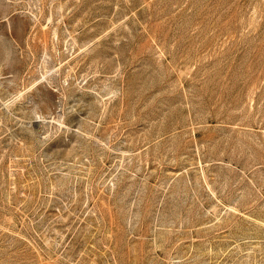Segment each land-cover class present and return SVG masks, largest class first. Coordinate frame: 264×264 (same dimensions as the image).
<instances>
[{
  "label": "rangeland",
  "instance_id": "rangeland-1",
  "mask_svg": "<svg viewBox=\"0 0 264 264\" xmlns=\"http://www.w3.org/2000/svg\"><path fill=\"white\" fill-rule=\"evenodd\" d=\"M0 264H264V0H0Z\"/></svg>",
  "mask_w": 264,
  "mask_h": 264
},
{
  "label": "bare ground",
  "instance_id": "bare-ground-1",
  "mask_svg": "<svg viewBox=\"0 0 264 264\" xmlns=\"http://www.w3.org/2000/svg\"><path fill=\"white\" fill-rule=\"evenodd\" d=\"M44 74H46V73H44ZM46 76V75H45Z\"/></svg>",
  "mask_w": 264,
  "mask_h": 264
}]
</instances>
